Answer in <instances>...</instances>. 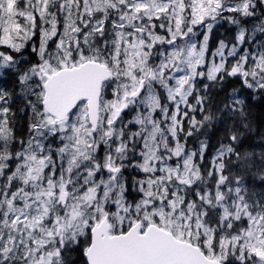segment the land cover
Masks as SVG:
<instances>
[{
	"label": "snow or ice",
	"instance_id": "snow-or-ice-1",
	"mask_svg": "<svg viewBox=\"0 0 264 264\" xmlns=\"http://www.w3.org/2000/svg\"><path fill=\"white\" fill-rule=\"evenodd\" d=\"M245 95L264 0H0V264H264Z\"/></svg>",
	"mask_w": 264,
	"mask_h": 264
},
{
	"label": "trees",
	"instance_id": "trees-1",
	"mask_svg": "<svg viewBox=\"0 0 264 264\" xmlns=\"http://www.w3.org/2000/svg\"><path fill=\"white\" fill-rule=\"evenodd\" d=\"M226 27L227 26H220L218 27V30L214 31L213 39L211 41V44L213 46H215V43L219 38H222L225 35ZM234 86H238V85H233L231 82H226L224 85V89L223 90L217 89V91H219L221 95H224L226 92L230 91ZM246 91L247 90H245V93ZM244 98L246 99L247 103L250 105V116L252 118L254 127L259 128L261 131H264V97L252 99L251 97H247V95H245ZM26 129H27L26 113L18 112L16 130L19 134L23 135L26 132ZM188 139H189V143H188L189 146H190V142L194 143L197 140L195 137H190ZM200 139H205V137L200 136ZM257 142H258L257 140L250 141V143H257ZM209 145L210 147L206 158H208V156H211V154L215 150L216 137L214 135L210 134Z\"/></svg>",
	"mask_w": 264,
	"mask_h": 264
},
{
	"label": "rangeland",
	"instance_id": "rangeland-1",
	"mask_svg": "<svg viewBox=\"0 0 264 264\" xmlns=\"http://www.w3.org/2000/svg\"><path fill=\"white\" fill-rule=\"evenodd\" d=\"M198 135V134H197ZM199 146V141L198 140H196L194 143H191L190 142V146L188 145V147H190V148H197ZM215 151V150H214ZM214 153V152H213ZM212 153V154H213ZM211 154V155H212ZM211 158V156H208V158H206V161H207V159H210Z\"/></svg>",
	"mask_w": 264,
	"mask_h": 264
}]
</instances>
